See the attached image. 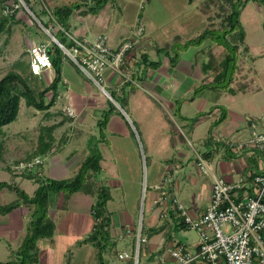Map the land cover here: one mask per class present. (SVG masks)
Listing matches in <instances>:
<instances>
[{"label":"crops","instance_id":"0c3cea01","mask_svg":"<svg viewBox=\"0 0 264 264\" xmlns=\"http://www.w3.org/2000/svg\"><path fill=\"white\" fill-rule=\"evenodd\" d=\"M132 3L133 2L125 1L121 8L120 3L115 5L110 1L97 12L87 14H82L84 7L79 10H75L68 19L69 27L72 29L73 33L69 32V30L65 33L66 35H72L73 37L79 39L84 38L90 41L94 39L95 35L101 33L106 36L108 45L111 48L116 49L124 40L131 36L135 27L134 24L139 15L138 10H136L135 16L133 17V19H135L133 20L134 24H131L133 21L129 19L130 23L124 25L125 22L123 20L122 13V9L124 8L125 10ZM252 6H254L256 11L260 13V16L253 14ZM224 10L226 9L224 8ZM192 11L193 12L188 11L185 14V17H187L189 21L188 23L191 25H193V17L196 15L194 9H192ZM249 11H251V13H248ZM263 12L264 6L258 1H247L240 11L239 21L243 37L241 41L240 39L234 38H231L230 41L238 47L236 53V70L233 79L229 84L230 90L215 89L211 86H207L211 81V77L209 74H205L201 71L203 61H199V59L194 58L199 51L200 53H204L209 46L213 48L212 52L214 56H221L223 53V47L221 45H215L214 39L207 38L199 45H191L187 47L184 51H182L178 62L176 61L170 63L165 59V57L162 58L161 55H164V52L156 51V48L161 47V44L165 45L169 42V40L175 38L176 36L180 37L179 39L181 40L186 39L187 34L182 31L184 28H178L180 32L176 30L175 33L170 31L166 32L164 29H158L155 34L152 32L143 34L135 43L132 56L135 55L137 58L140 53L146 52L150 57H152L151 54L154 55L152 59L155 58L156 60L160 58V64L158 67H161V71H159L156 76H152V80L148 83L151 85V88H143L141 83L139 84V81L141 80L134 78V75L133 77L131 76L134 78V83L126 84L124 83L125 80L122 75H118L112 71L106 72L105 83H108L111 88L113 87L112 89L116 90L121 97L126 98L125 105L132 113H134L135 118L139 120L141 125H144V116L141 114L140 107H144V110L149 112V117L155 118V126L158 125L156 131L160 130L161 135L163 136V140L160 144L168 143L173 137V133H176L177 131L176 129L172 131V126L169 124V119L172 121L173 116H177L180 126L186 130L187 133L192 135L199 129L198 127L200 125H206V136L203 138L202 143L205 148L203 151L195 150V157L197 154L202 156V153H209L205 160L206 162L212 164L210 172L213 175L224 177L227 180H235L238 176L249 171L257 173L264 171V151L244 148L240 152H235L231 147L232 143H238L247 138L249 134V120L252 117L259 118L264 116ZM23 14H27L26 9L24 7H19L16 10V18L20 19L19 23H16L17 25L20 24ZM201 15L206 18L207 24L205 26L210 29H215L214 33L217 32L218 29L222 28V26H225L224 24L222 25L224 22L222 21L223 19L221 16L216 15L214 18H209L204 13ZM219 33L221 32L219 31ZM195 46L198 47V49L194 48ZM186 52H189L191 57H182ZM23 67L24 66L22 65V68L19 70L24 71ZM157 68L149 69L147 71L146 78L149 74H153L151 73V70H156ZM19 70L17 72H20ZM65 70L72 73L75 71L77 73H82L72 61L67 64L66 62H63L62 82L58 87L59 90L62 89V92L67 89L68 84L73 83L72 78L69 77L70 75L65 74ZM132 70L133 68L130 62L128 64V68L125 70V73L127 75H131ZM41 74L45 78L49 77L50 81L53 77V71L51 69H46L40 73V75ZM114 76L116 77L114 78ZM146 78H142V80L146 81ZM111 80H113L114 83ZM50 81H48V83ZM199 86L202 87L199 90H196ZM139 87L142 91L149 95L150 99L138 94L136 89ZM63 88H65V90H63ZM62 92H60V95ZM224 93L230 94L232 98L227 99L224 97ZM235 97L242 98V100L236 101ZM82 98L83 99L80 101L81 106H79L78 112L76 111L79 118L82 117V120L78 118L80 123L84 121L83 117L86 111L90 108L95 107V110H98L100 115L106 111V106L102 101L104 99L99 98L98 101H94L93 99L85 98L84 96H82ZM91 100H93L94 103H92ZM83 101L84 104H81ZM55 105L56 102L53 106ZM53 106L44 112H53ZM167 107L172 108L170 112ZM58 108L60 107L58 106ZM221 109H225V118L220 123L214 124L215 120L218 119L221 113ZM167 113L170 116L167 117ZM128 119L129 116L127 115V112L122 111V109L121 111H112L111 116L108 118L104 129L105 133H108L109 136H107L105 145L108 148L111 147L116 150L112 158L113 160L119 161V163L123 159L125 168L117 172L115 171L116 168L113 169L111 167L104 173L109 174V176L114 179V184L117 185H120L125 181L130 182L131 184L135 183L136 194L134 201L136 202L138 198L139 185L142 180V171L140 168L139 148H137V142L135 141V137L133 136L131 130V127L134 126ZM52 122L54 121L52 120ZM73 122L74 119H71L70 124ZM129 123L131 124V127L129 126ZM50 124L52 123L49 122L44 125ZM151 128L154 129L153 127ZM56 129L57 128L53 130L54 136ZM134 130L136 132L137 128H134ZM143 130L145 131L147 140L150 142V134L152 133L150 132L151 129L148 130L145 128ZM0 135L3 136L0 141H6L7 136L3 132L0 133ZM86 136H83L82 139H86ZM137 138L139 139V142H141L139 136ZM209 138L210 140H208ZM63 139L65 142L62 146H60V149L62 150L65 148L66 143H69L68 138L64 136ZM177 139L181 140V137L178 136ZM97 140L103 141L105 139L99 138ZM102 145H104V143H102ZM54 149L56 148L54 147L52 151H54ZM2 150L5 152V148ZM176 150V156H174L175 152L173 149H171L167 154L159 156L156 155V152H153L152 149L153 157H151V161L149 163L151 168V182L148 187L151 190L149 198L151 215L148 217L146 224L142 225L143 232L144 234H147L148 240L141 249V264L157 263L158 258L161 255L166 256L165 248L169 242L176 241L173 236V232L178 229L176 227L177 223H175V218H159V210L156 206H153V199L158 192L155 187L162 182L164 177H169V183L174 188L177 197L186 205L192 216H197L202 213L209 202L211 177L204 175L198 169L196 166V158L195 168L198 169L201 177H190L186 174L185 180L187 181L188 188L191 187V190L189 191L190 196L183 194L185 192H180L181 181L178 177V172H180V170L184 167L185 151L178 145L176 146ZM51 154L48 153L47 155L42 156V158L44 159L46 156H51ZM72 154V151H70L69 155ZM131 154H133L132 157L130 156ZM5 155L6 154L4 153V158ZM85 157L86 155L83 158L80 156L79 158L72 160L67 164V168L75 172L76 166L78 167V164L81 163ZM132 158L135 160H132ZM103 159L105 160L104 156L101 158V162L103 161L104 163ZM130 159L132 161H130ZM3 162L4 161L2 160L1 163ZM43 165L44 164L41 166V170L43 172L42 174L45 176ZM132 166H135L134 171L132 170ZM52 169L55 170L56 168ZM102 169L103 166L101 163V170ZM54 170L50 171V173H58V170ZM132 174H134V177H132ZM13 178L14 179H12V181L16 182L18 185L22 180H25L21 179V177L13 176ZM103 182L106 185L108 180L105 178ZM35 185L37 186V184L33 183V186ZM36 186L32 188V192H34ZM78 194V192L71 194L65 205H63V196L61 194L57 197V204L53 208H49V215L54 219V233L51 238H42L38 240L37 245L39 248V257L38 262L35 264H98L96 258V248H94L90 243H79L91 232L93 228L91 205L94 201V197L90 194H83L81 191L79 195H82V198L75 197ZM28 195L31 196V194ZM21 206L25 205L21 204L18 208L12 210L8 214L2 215L3 219L0 222V226L3 227V231L0 232V234L8 236L12 240L16 239L18 241L16 248L19 246L25 234L26 225L31 217V207L25 208ZM14 211L16 212L14 213ZM133 213L134 212H132V215ZM23 215L25 218H23ZM132 215L130 212H123L122 215H119V217L112 216L111 235L116 241L118 237L121 238L120 235L124 234L126 227L130 228L132 231L135 230L136 224L132 221ZM151 228H158L159 230L149 236L150 232L148 231ZM129 238L133 247V237L129 236ZM196 243L184 244L189 247H193ZM60 246L63 248L60 249ZM113 251H115V255H112ZM120 251L114 250V248L106 250L103 253L105 263L123 264L121 261L119 263L116 257L117 253ZM165 258L168 264L172 263L168 257Z\"/></svg>","mask_w":264,"mask_h":264},{"label":"rangeland","instance_id":"374dc122","mask_svg":"<svg viewBox=\"0 0 264 264\" xmlns=\"http://www.w3.org/2000/svg\"><path fill=\"white\" fill-rule=\"evenodd\" d=\"M125 1L133 2L129 5L125 10H123V20L124 25L129 24V19L131 21L135 20L133 17L135 16L136 10H138V17L135 21L131 23L136 26L139 22H142L144 27V34L148 33H154L161 29L166 32H173L175 33L176 30L182 29L183 32L187 34L186 39H179L180 37H175L171 40H169L168 46L166 50H163L164 55H161L162 58L165 57L166 60H168L170 63L178 62L179 56L182 54V51L186 49V47H183V43L186 40H190L200 34L207 26L206 18L202 16L201 14L207 15L209 18L216 16H223L224 12L222 8H226V10L230 11V4L229 0H112L111 2L113 4H124ZM212 1V2H209ZM254 1V0H249ZM22 3L24 1H19L20 7L25 6L28 8V6L25 4L23 6ZM73 2L72 0H55V1H34L33 8L36 12H41L43 8L50 4L52 5H63V4H69ZM212 3V5H211ZM8 5H13L12 0L7 2ZM140 5V7H139ZM238 6V5H237ZM26 9V15H22V19L20 21V24H13L10 28V31L8 33L3 32L0 34V78L8 71L15 70L18 71L22 68L26 69V72L22 70V73L25 75L28 74L30 76L29 72V56L28 53L25 51H28L30 46L35 42H43L48 43L50 45V42H52L50 35L40 26V24L33 19L32 15L27 11ZM223 8V9H224ZM29 9V8H28ZM192 9H194V12L196 15L193 17L194 22L193 25L189 24L187 17H185V14L189 12H193ZM253 14L256 16H260V13L256 11L254 6H252ZM30 10V9H29ZM251 10V8H250ZM262 10V8H261ZM1 7H0V14H1ZM32 12V11H31ZM203 12V13H202ZM21 13V12H19ZM248 13H251L249 11ZM264 13V12H263ZM245 16V14H244ZM41 19L46 22L47 17L46 16H40ZM132 18V19H131ZM41 23V22H40ZM42 24V23H41ZM194 26V27H193ZM224 27H227L225 24ZM194 28V29H193ZM223 28V27H222ZM221 28V31H222ZM47 29V28H46ZM242 29V28H241ZM49 30V29H48ZM65 30H69V32L73 33L72 29H70L69 24L65 26ZM49 32L52 34V31L49 30ZM178 32H180L178 30ZM218 38L217 41L223 40L224 34L215 32ZM56 36L64 42V44L68 47H71L72 42L66 35L63 34V32H55ZM100 34V33H98ZM232 34V35H231ZM220 36V37H219ZM240 33L234 31L232 33H227L225 36L226 42H229V46H232L230 42L231 38L239 39ZM215 41V40H214ZM165 44V45H166ZM48 45V46H49ZM162 47L164 45L161 44ZM198 49V47H194ZM167 51H169L167 53ZM175 54H178V58H174ZM153 58L154 55L151 54ZM159 56V57H161ZM158 57V58H159ZM182 57H191V54L189 52H186L183 54ZM194 58H197L205 62L207 60V57L200 53L195 55ZM193 58V59H194ZM155 59V58H154ZM160 59V58H159ZM182 59V58H181ZM157 60V59H156ZM72 61L69 56L66 57L65 61L66 64ZM19 63V65H16V63ZM20 71V70H19ZM161 71V67H158L156 70H151V73L146 78V81H139V84L141 83V86L143 88H151V85L148 84L152 80V76H156V74ZM202 71V69H201ZM66 75H70L69 77L72 78L73 83L68 84L67 89L63 88L65 90L62 92V89H60L61 95L56 98V105L53 106V112H44V111H38L32 107H26L24 100L21 99L19 104V111L17 118L3 126L0 129V133H4L6 137V141H3V149L5 148V152L2 150L1 156H0V180L4 181H12V169L13 167L20 161H24L27 157L32 155L34 153V150L37 146V139L39 134L40 126L46 123H52L50 125H57L55 128V141H54V151H51V156H46L43 160V163H41L40 166H35L34 169L36 171H39L40 173H43L41 170V166L43 165L44 168V174L45 176H48L50 178H69L72 176L74 171H71V169L67 168V164L70 163L72 160L77 159L81 156L83 158L85 155L88 154H100L102 157H105L104 163L103 161H100V165L102 163L103 169L101 170L100 174L96 175V178L94 175H89L88 179L89 181L95 186H99L100 184H104L105 178L108 180L107 186L109 187L111 191L112 199L107 203V210L112 213L113 217H119V215H122L123 212H130L132 215V221L136 224V228L138 224L141 222V225H145L148 217L150 214V161L151 157H153V152H156V155L163 156L164 154H167L170 152L171 149L177 153L176 146H180L185 151V160L183 164V169L178 172V177L180 179V192H185L183 194L190 196V190L191 187L188 188L187 181L185 180L186 174L188 176H195L197 178H200L201 174L198 172V169L195 168V150L196 151H203L205 146L203 143V138L206 136V130L207 126L202 124L198 128V130L192 135L186 132L177 120V116H173L172 121L169 119V124L172 126V131L176 129V133H173V137L168 143L160 144L163 140V136L161 135V131L156 129L158 128V125L155 126V118L149 117V112L147 110H144V107H140L141 114L144 116L143 124L141 125L139 120L135 118L134 113H132L129 108L125 105V97H121L119 93L112 89L111 86L108 85V83H104L105 89L111 94L112 98H108L105 96L99 88L93 84L87 76L83 73H77L70 72L65 70ZM21 73V71H20ZM116 76H114L115 78ZM50 78L43 77L41 74V77H38L37 79L33 78L31 79V84L34 82V84H39V86L42 88ZM113 83L114 81L111 80ZM112 83V84H113ZM82 85V86H81ZM235 87V86H234ZM138 94L142 95L143 97H147L150 99L149 95L142 91L139 88L136 89ZM154 94V93H153ZM51 96V93H49L46 97V100H48ZM82 96L85 98L93 99L94 101H98L99 98L104 99L102 100L104 102L105 110H110L109 117L112 114V111H126L127 115L129 116L130 123L133 124L134 127H131V124L129 123V126L131 127L132 134L135 137V141L137 142V148H139L140 152V168L142 171V180L139 185V192H138V198L137 201H134L135 194H136V185L135 183L130 182H123L120 185L114 184V179H112L109 174L104 173L109 168H116L115 171L119 172V170H123L125 168L123 159L119 163L117 160H113L112 156H114V153L116 150L113 148L106 147V140L107 136H109L108 133H105V129H102V135H100L101 126L98 123L99 119H102L103 114L100 115L98 113V110H95L94 108H90L88 111H86L84 115V121L79 122V119L82 120L79 115L77 114L79 110L80 101L83 99ZM224 97L227 99H231L232 97L230 94L224 93ZM93 100H91L92 103ZM236 101H241L242 98L235 97ZM109 103L113 104V107H109ZM84 104V101L81 103ZM58 106L61 108H58ZM73 108L75 112L74 117H69L67 115L66 108ZM81 108V107H80ZM85 108V107H84ZM169 112L172 108L167 107ZM82 109V108H81ZM56 110V111H55ZM77 111V112H76ZM69 117H67V116ZM170 116L167 113V117ZM108 117V118H109ZM79 118V119H78ZM71 119H74V122L70 124ZM52 120L54 122H52ZM173 122V123H171ZM153 127L154 129H152ZM134 128H137L136 132ZM147 128L152 132L150 134L151 140L150 142L147 140L145 136V131L143 129ZM181 128V129H180ZM84 133V134H83ZM87 135V136H86ZM64 136L68 138L69 143H66L65 148L62 150L60 149V146L64 144ZM83 136H86V139H82ZM141 139V142H139V139ZM181 137V140H178L177 137ZM3 136L0 135V140ZM105 139L103 141H98L97 139ZM104 145H102V143ZM142 144V145H141ZM121 150V149H120ZM72 151V155H69V152ZM114 151V152H113ZM122 151V150H121ZM4 153L5 158L3 157ZM142 153V155H141ZM133 154L130 156L132 157ZM3 158V159H2ZM155 159V157H154ZM2 160L4 161L3 163ZM132 160H135L132 158ZM130 159V161H132ZM213 162V161H212ZM135 163V162H133ZM147 163V164H146ZM159 163V162H158ZM80 163L78 164L79 167ZM159 165V164H158ZM209 170H211L212 164L207 162ZM78 167L76 166L77 171ZM52 168H56L55 170H58V173L51 174L50 171L54 170ZM54 170V171H55ZM132 170H135V166H132ZM146 171H147V177H146ZM74 172V173H75ZM15 174V173H13ZM131 175V174H130ZM134 174H132V177ZM144 175V176H143ZM22 179V178H21ZM96 179V180H95ZM120 179V178H119ZM16 183V182H15ZM33 183H35L33 180H22L19 183V187L23 190H25L28 194H33ZM185 184V185H184ZM37 187V186H36ZM184 187V188H183ZM183 188V189H182ZM80 194V191H78ZM85 194L84 192H82ZM188 193V194H186ZM76 195L75 197H81L82 195ZM17 198V194L14 191H10L7 188H3L0 190V205L1 204H7ZM181 198V197H180ZM58 202V199L55 198L51 201L50 207L53 208ZM135 206V207H134ZM28 208L27 205L21 206ZM17 211V210H16ZM14 211V213L16 212ZM19 211V210H18ZM21 211V210H20ZM23 218L25 216L23 215ZM3 219L2 214H0V222ZM3 227L0 226V232H2ZM174 239L176 241H182L184 243L190 244V243H196L198 241V235L195 230L191 228H179L176 229L173 232ZM18 241L16 239H10V237L5 236L3 234H0V261H7L9 259V248H16ZM63 247L60 246V249ZM133 249L132 242L130 241L129 236L123 235L121 238H117L116 246L114 247V250L120 251H131ZM95 251V250H94ZM108 253V251H107ZM71 254V253H70ZM115 255V251H113L112 255ZM60 258V257H58ZM62 259V256H61ZM119 263L120 261L117 260ZM42 264V263H41ZM62 264V263H59Z\"/></svg>","mask_w":264,"mask_h":264},{"label":"trees","instance_id":"16d2710c","mask_svg":"<svg viewBox=\"0 0 264 264\" xmlns=\"http://www.w3.org/2000/svg\"><path fill=\"white\" fill-rule=\"evenodd\" d=\"M9 0H0V7L2 9L0 14V34L3 32L8 33L13 24L19 23L16 18V8L12 13L5 12V6ZM13 3H18V0H12ZM36 18L42 23V25L52 31V35L66 48H69L60 40L55 32H63L66 35L65 26L68 25V19L75 10H79L82 7V14L95 13L105 4L112 0H76L69 4L63 5H48L42 9L41 12H36L33 8V0H23ZM249 0H229L230 11L223 10L222 25L226 24L227 27L222 26L217 30L224 34L223 40L217 41L218 36L214 33L215 29L205 28L196 37L186 40L183 43V47L187 48L191 45H199L205 39L212 38L215 41V45H221L223 47V53L221 56H214L212 47H208L207 50L202 53L207 57V60L202 63L201 69L205 74H209L211 81L207 86H211L215 89H229L235 70H236V53L237 45L225 40L227 33L237 31L240 33V41L243 37L239 16L240 11ZM258 1L264 6V0ZM238 5V6H237ZM20 8H23L22 6ZM226 9V8H225ZM46 16L47 21L44 22L40 16ZM67 37V35H66ZM220 37V36H219ZM69 39V38H68ZM168 44L164 47L156 48L157 52L167 49ZM28 53V51H25ZM51 70L53 71V77L48 84H45L42 88L39 84H34L31 79H37L41 77L40 74H33L30 72V76L25 75L15 70L6 72L0 78V129L13 122L18 115L19 104L21 99L24 100L26 107H32L38 111H46L52 107L56 98L60 95L59 85L62 82V68L63 62L66 59L65 54L59 48V46L53 41L47 49ZM169 51H167L168 53ZM174 58H178L175 54ZM132 64V73L137 80L146 78L147 71L149 69H155L159 66L160 60L152 59L148 53L142 52L136 58L135 55L129 59H125L121 65V70L125 72L128 68V64ZM16 65H19L17 62ZM29 66V65H28ZM26 72V69H24ZM134 80V78H132ZM124 83H132L129 80H125ZM205 86V85H202ZM202 86L197 87L199 90ZM230 90V89H229ZM51 93V96L46 100L47 95ZM111 95V94H110ZM112 96V95H111ZM109 107L112 108L113 104L109 103ZM109 109L103 113L102 119L98 120L101 126L100 135H102V129L105 127L108 117ZM225 118V109H221V113L214 124L220 123ZM57 125H41L39 129L37 146L34 153L24 159L32 160L36 157H42L50 153L54 148V135L53 130ZM210 140V138L208 139ZM3 149V143L0 141V156ZM209 153H202L204 158L208 157ZM101 155L100 154H88L80 163L77 171L69 178H50L44 176L39 171L29 170L23 171L19 174H13L14 177H21L22 179L33 180L37 183V187L33 194L28 195L23 189L19 187L14 181L0 180V190L7 188L10 191H14L17 194V198L7 204L0 205V214L5 215L12 210L18 208L21 204L31 207V217L28 221L25 234L15 249L9 248V259L7 261H0V264H35L38 262L39 248L37 242L42 238H51L54 233V219L49 215L50 203L53 199L62 194L63 205L66 204L71 194L81 191L85 194H90L94 197V201L91 205V215L93 218V228L91 232L79 243H90L97 250L96 258L98 264H106L103 253L108 249H113L116 246V240L111 235L112 226V213L107 210V202L111 199L109 187L105 184L94 186L88 179L89 175L96 176L101 171ZM251 193V192H250ZM176 227L187 228L181 220L175 219ZM158 228H151L148 232L149 236L158 232ZM147 237V234H145ZM264 238V230L262 231ZM70 252V251H69Z\"/></svg>","mask_w":264,"mask_h":264},{"label":"built area","instance_id":"2783aa9c","mask_svg":"<svg viewBox=\"0 0 264 264\" xmlns=\"http://www.w3.org/2000/svg\"><path fill=\"white\" fill-rule=\"evenodd\" d=\"M19 5H7L4 10L12 13ZM143 34L144 27L139 22L131 36L116 49L108 45L106 36L101 33L95 35L92 41L67 35L72 42L69 48L56 40L65 56H69L87 78L112 99L104 87L105 74L112 71L134 83L130 75L121 70V65L125 59H132L135 43ZM48 45L35 42L30 46L28 56L31 73L37 75L51 68ZM66 111L69 117L75 116L72 108H66ZM231 147L235 152L244 148L264 151V116L252 117L247 138L232 143ZM43 160L42 157H36L20 161L12 171L15 174L35 171L34 167L40 166ZM196 166L204 175L211 177L209 202L202 213L197 216L189 213L170 185L168 176L155 187L158 192L153 199V206L159 210V218H175L181 220L187 228L195 230L198 241L193 247L181 241L169 242L165 248L166 256L161 255L157 263L152 264H168L165 257L172 261L171 264H264V171H249L235 180H227L213 175L200 154L196 155ZM123 235L133 237V249L118 252L117 259L123 264H141V249L148 240L141 222L134 231L126 227L120 237Z\"/></svg>","mask_w":264,"mask_h":264},{"label":"water","instance_id":"95a60500","mask_svg":"<svg viewBox=\"0 0 264 264\" xmlns=\"http://www.w3.org/2000/svg\"><path fill=\"white\" fill-rule=\"evenodd\" d=\"M23 6H25V4L23 3L22 4ZM25 8H27L26 6H25ZM27 11H29V13L32 15V17H33V19H35L39 24H40V26L50 35V37H51V40L53 41V42H55L56 44H57V40H56V38L50 33V32H48V30L39 22V20L35 17V15L31 12V10H29L28 8H27Z\"/></svg>","mask_w":264,"mask_h":264},{"label":"bare ground","instance_id":"6f19581e","mask_svg":"<svg viewBox=\"0 0 264 264\" xmlns=\"http://www.w3.org/2000/svg\"><path fill=\"white\" fill-rule=\"evenodd\" d=\"M113 99V98H112Z\"/></svg>","mask_w":264,"mask_h":264}]
</instances>
